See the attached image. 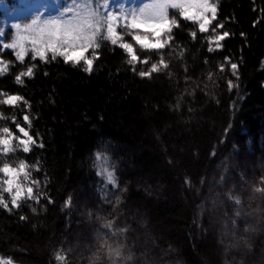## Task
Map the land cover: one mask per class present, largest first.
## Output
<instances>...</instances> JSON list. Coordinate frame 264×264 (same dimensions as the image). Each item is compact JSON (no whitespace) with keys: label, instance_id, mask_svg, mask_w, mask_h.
Listing matches in <instances>:
<instances>
[{"label":"trees","instance_id":"trees-1","mask_svg":"<svg viewBox=\"0 0 264 264\" xmlns=\"http://www.w3.org/2000/svg\"><path fill=\"white\" fill-rule=\"evenodd\" d=\"M114 1L110 10L119 14ZM211 2L216 19L206 32L200 23L211 13L204 0H190L187 20L169 7L179 26L159 36L117 27L138 57L133 64L119 43L103 39L101 27L100 47L85 53L93 59L89 73L83 61L66 64L51 52L46 61L33 59L40 45L31 41L59 36L79 40L80 48L95 31L88 14H102V0H0V59L8 62L0 93L24 101L0 105L7 117L0 127L14 135L13 152L0 155V164L16 170L24 197L14 208L17 189L0 185L9 189L3 195L10 209H0V254L17 264H264V0ZM224 32L222 47L213 43L209 52V39ZM133 35L145 44L171 39L149 49ZM21 37H28L23 63L3 48ZM154 63L160 70L150 72ZM29 67L32 76L16 84ZM94 149L110 154L115 186L96 176ZM21 160L27 181L17 169ZM13 178L0 173V180ZM109 221L111 230L103 227Z\"/></svg>","mask_w":264,"mask_h":264},{"label":"snow or ice","instance_id":"snow-or-ice-1","mask_svg":"<svg viewBox=\"0 0 264 264\" xmlns=\"http://www.w3.org/2000/svg\"><path fill=\"white\" fill-rule=\"evenodd\" d=\"M95 3L101 4V0H94ZM109 4L110 0H102V8L103 13L99 12H90L88 14V17L86 19L87 26H94L96 24H99L101 27H106L107 35L112 40L114 45H117L119 43V47L124 49L130 59V64H133L137 61L138 57L134 54L133 46L129 43H123L121 42V35H119L116 31L117 27L124 26V27H130L133 29L138 28H145L150 29L152 32H154L157 36L160 35L161 32H171L172 27L174 26V21H171L167 16V9L169 7L171 8H177L181 7L185 12L187 8L189 7L188 4L180 3L178 0H153L152 3L145 4L143 7L139 9V14L136 12H132L131 19L128 18V16L125 14L124 9H120L119 14H117L114 11L109 10ZM203 7L209 10V6L207 4H204ZM210 11L212 12L211 19H208L206 17L202 18V22L200 23V31L206 32L208 31V26L211 24L212 20L216 19V12L217 7H211ZM106 18V19H104ZM186 18L190 19L192 17H189L186 15ZM217 27H223V25H218ZM95 30V28L93 27ZM131 34V33H130ZM229 33L224 32L222 34H218L212 38L209 39V52L213 51V48L211 47V44L215 43L217 48H221V41H223ZM133 40L136 41L137 44L140 45L141 48H163L167 43L168 40H161L156 39L154 43L145 44V37H142L140 35H133ZM21 42L23 40L28 39V37H21ZM36 38H32L33 41H35ZM56 40H60V37L57 36ZM36 52H39L41 56H44L46 58V53L51 52L52 53V59H55L57 56H55L56 48L54 45L49 44L45 46L43 49H35ZM63 52V59L64 62L67 64L69 62L73 63V65L80 63L81 61L84 62L86 65L87 72H91L93 68V59L87 58L85 53L88 51L87 47H80L75 48L71 47L70 49H61ZM55 57V58H54ZM228 58H226L227 60ZM46 61V59H45ZM141 63H146L147 61H140ZM163 65V61L161 62ZM231 68L233 70V75L236 74L237 65L235 63L231 64ZM223 70V68H221ZM158 71V66L153 64L151 67L150 72H156ZM33 74V71H29L26 75L28 77H31ZM140 76H147L150 73L148 72H140ZM234 87V85L229 82V89ZM21 96H12L7 95V100L9 102L15 103L18 99H20ZM24 120L30 121L29 116L25 115L23 117ZM31 122V121H30ZM17 130L19 133L22 134V137H27L28 141H31L33 143V138L29 134V132L21 125L17 124ZM22 143H24V140H21ZM26 150H30V148H26ZM11 171V170H8ZM31 191V190H29Z\"/></svg>","mask_w":264,"mask_h":264},{"label":"clouds","instance_id":"clouds-1","mask_svg":"<svg viewBox=\"0 0 264 264\" xmlns=\"http://www.w3.org/2000/svg\"><path fill=\"white\" fill-rule=\"evenodd\" d=\"M183 3L188 4V5L191 4L190 0H184ZM204 3L209 6V13H211V17H212V12L210 11V8L215 7L216 4L212 3L211 0H204ZM176 9L179 10L180 18L185 19V20L188 19V18H186L185 11L181 7H177ZM104 19H106V18H104ZM170 20L174 21V26H176V27L179 26L176 18H171ZM93 27L95 28V31L91 34V38L86 39L83 42V44H80L81 47H87L88 49L89 48L97 49L100 47V44L97 42L96 38L100 35L101 26L99 24H96L94 26H89V28H93ZM103 39L110 41V43L112 45H114L112 40L107 35V31L104 34ZM169 39H171L170 36L167 37L165 40H169ZM121 40H123L122 36H121ZM31 43L33 44V46H35L36 44H39L40 49H43L45 46H47L49 44H52L56 48L55 56L63 57V52L61 51V49H63L65 45H67L68 48H71V47H74L76 44H79L80 41L79 40H54V39H51L48 37L41 36L38 39H35V41L32 40ZM3 48L8 49V50H15L14 55H15L16 59L21 63H23V60H24V58L27 54V51H28V49L25 48L24 43L21 42V40H19V39H13L11 42L4 43ZM32 50L34 52L33 59H36V57L38 56L41 61H45L46 58L44 56H41V54L39 52H36L35 47H33ZM162 61L163 60L161 59L160 63ZM126 62L130 64L129 60ZM155 65H157V64H155ZM163 67L167 68V64L163 63ZM158 70H160V69L158 68ZM29 71H33V69L31 67H29L26 71L20 72V74L15 77V83L22 86L23 85L22 77L27 76L26 74ZM84 71L87 72L86 67L84 68ZM7 72H8V62L0 59V76L5 75ZM21 102H24L23 97H20V99H18L15 103H12V102H9L7 100V96L4 93H0V105L18 107L19 103H21ZM4 119H7V117H5L3 112H0V120H4ZM12 122L15 123L14 118H12ZM24 122L26 124H28L29 126L31 125L30 121L24 120ZM4 137H8V139H4ZM13 138H14V135L10 131V129L7 127V125L0 127V145H4V147L2 149H0V155L7 156L9 153L13 152V148H12L11 143H10L11 139H13ZM27 151L28 150L25 149V152H27ZM92 157H93L94 170H95L96 176L101 177L106 183L113 184V186H115L116 177H115L114 170H112V168H111V156H110V154H108V153H106L100 149H94L92 151ZM28 167L29 166L27 165V163L23 160L19 161V163L17 164V169H19V175H23L24 179L26 181L30 179V175H31L29 172L26 171V169ZM32 167L34 168L35 171H39L38 166L33 165ZM8 170H11V171H8ZM0 173L13 175L14 179L11 182L0 180V185L9 184L10 187L11 186L16 187V189H17L16 197H14L11 202L13 203L14 208H19L20 202L24 197H21V188H20V185L16 179V177H17L16 170L12 169L11 164H9L7 161H5L2 164H0ZM26 187H27V185H25V188ZM37 187H39L38 184H37ZM8 191H9V189L7 187L0 188V209H4L5 211H10V209L8 208L9 201H5L4 195H3V193L8 192ZM261 191L264 192V189H261ZM26 198L27 199H35L34 197H31V196H28ZM229 198L233 199L236 204H240L239 198H234V197H229ZM37 203H38V201H37ZM30 211L34 215L36 214L35 208L30 207ZM236 215L238 216L239 213H236ZM112 223H113L112 221H109L106 224H104L103 227L109 228L111 230ZM233 224H235V221H233ZM244 230L246 232L249 231V226L246 225ZM121 231H124V230L121 229ZM249 247H251V245H249ZM115 255L117 258H119V255H120L119 251H117L115 253ZM55 257L61 261L64 260V257L59 252L55 253ZM0 264H17V261H15L11 256H4L3 254H0Z\"/></svg>","mask_w":264,"mask_h":264},{"label":"rangeland","instance_id":"rangeland-1","mask_svg":"<svg viewBox=\"0 0 264 264\" xmlns=\"http://www.w3.org/2000/svg\"><path fill=\"white\" fill-rule=\"evenodd\" d=\"M119 7V6H118ZM124 10H125V13L127 14V13H129V7H128V5H125L124 6V8H123ZM14 179V178H13ZM15 189H16V187L15 186H13ZM20 188H21V191H22V187L20 186Z\"/></svg>","mask_w":264,"mask_h":264}]
</instances>
